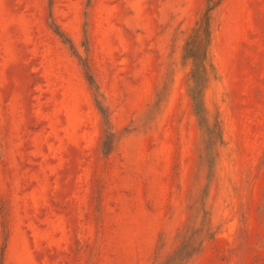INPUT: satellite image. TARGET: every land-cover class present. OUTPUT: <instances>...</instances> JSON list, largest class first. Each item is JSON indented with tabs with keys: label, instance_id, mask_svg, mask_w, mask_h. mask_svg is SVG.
<instances>
[{
	"label": "rangeland",
	"instance_id": "obj_1",
	"mask_svg": "<svg viewBox=\"0 0 264 264\" xmlns=\"http://www.w3.org/2000/svg\"><path fill=\"white\" fill-rule=\"evenodd\" d=\"M0 264H264V0H0Z\"/></svg>",
	"mask_w": 264,
	"mask_h": 264
}]
</instances>
